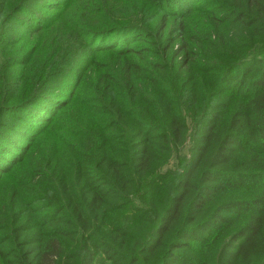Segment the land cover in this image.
<instances>
[{
	"label": "trees",
	"instance_id": "16d2710c",
	"mask_svg": "<svg viewBox=\"0 0 264 264\" xmlns=\"http://www.w3.org/2000/svg\"><path fill=\"white\" fill-rule=\"evenodd\" d=\"M200 1L144 0L143 16L101 30L86 29L84 15L75 20L79 29L72 26L86 31L83 41L71 32L59 36L28 92H18L15 76L3 84L0 174L34 169L31 180L9 186L14 203L25 205L18 192L28 188L41 195L28 205L45 199L40 211L51 212H13L19 225L0 228V264H94L100 255L109 264H264V0H231L227 9L240 13L230 24L240 23L253 46L230 65L204 64L203 73L215 75L204 87L191 79L184 92L177 76L162 81L168 67L160 64L144 76L148 50L135 45L153 36L152 10L161 15V32L178 17L182 41L194 40L181 14ZM58 2L16 0L15 13L43 29L38 7ZM225 42L208 38L205 45L212 53L237 49L232 38ZM185 54L178 68L184 75L193 62L187 55L202 62L196 50ZM86 80H94L88 104L80 102ZM141 80L149 93H141ZM129 85L128 100L112 106L116 89ZM64 160L71 166L59 175L46 172Z\"/></svg>",
	"mask_w": 264,
	"mask_h": 264
},
{
	"label": "rangeland",
	"instance_id": "374dc122",
	"mask_svg": "<svg viewBox=\"0 0 264 264\" xmlns=\"http://www.w3.org/2000/svg\"><path fill=\"white\" fill-rule=\"evenodd\" d=\"M143 3L144 0H59L57 5L46 3L45 5H42L41 8L38 7L37 9V13H39L41 19L45 22L46 27L43 29H40L41 27H35V29L33 28V23L22 18L26 14L20 12L15 13L16 0H0V100L6 98L2 90L3 84L10 81L13 76H15L14 79L16 82L20 84L18 92L25 93L30 90L32 78L37 76L44 68L46 64V54L48 55V50L59 36H65L66 32H71L74 34L76 41L79 38L83 41L86 31L72 29V26L73 28L79 29L75 23L77 18V20L83 19L84 15L88 17L84 18L90 24L86 29H107L113 27L114 23L136 20L134 17L135 15L143 16L141 15L144 13L142 8ZM231 3V0H201L200 3L196 5V8H192L188 12L182 13L181 15L184 16V24L189 32V36L186 38H195L194 40L186 39L185 41H182L183 38L180 37L177 27L178 22L182 21L181 19H178V17L173 18L172 20H175L176 23L173 24L172 28H169L168 31L161 32L159 29L161 28V15H159L160 13H157V11L152 10L151 14H153V17L151 16L152 18L150 20L154 19V21L153 23H148V25L151 27L149 32L153 36L151 37L145 34L135 43L138 47L148 50L146 53L148 54L147 56L149 57L150 65L144 66V68H146V71L143 72L144 76L148 77L154 75L153 68L155 64L167 66L168 69L164 71L165 73H159L162 81L170 80L172 77L177 76L182 90L186 92L185 90H187L191 84V79L193 80L192 84L196 86L200 84L204 87L209 81L208 77L215 76L212 73H208L207 75L203 73L202 69L205 66L204 64L216 62L219 65H230L238 60V58H235L239 53L249 52L253 46V41L249 36L239 34V28L244 30L239 26L240 23L230 24L232 19H236L234 16H238L237 13H240L239 10L233 12L234 10L232 8L227 9L231 6ZM178 4L180 6V3ZM49 6H54L56 9H49ZM166 6L167 4L163 5V8ZM157 14L159 17L155 18L154 16ZM211 15L212 17L215 16L217 20L227 18L229 19V24L216 27V25H214L209 19ZM247 16L249 17L248 20L243 19L244 22H247L246 24L251 22L252 17L251 14H247ZM50 24L53 25L52 29ZM2 29L5 30L4 34L1 33ZM160 34L162 37H160ZM238 35L241 38H239ZM208 38L212 42L217 43L220 47H223L224 43H226L225 41L232 38L233 43L230 44L237 49H233L231 52L218 49V52L212 53L205 45V41ZM196 40L202 42V44H196ZM184 43H186L188 47L186 50L182 47V44ZM165 44H170L171 48L163 54L162 48ZM180 47L182 48V54H177L175 56V51L179 50ZM194 50L198 52V57L202 59V62L196 63L191 54L187 55V57L192 59L193 62L186 68L187 72L186 75H184L183 72H179L178 68L183 64L181 62L182 60L184 61V58L186 57L185 53L188 51L193 52ZM154 51L156 52L155 54L149 53ZM19 61L21 62L19 65L10 69V66L13 65L14 62ZM93 83L94 80H86L85 90L87 93L85 92L82 95V101L79 100L80 102L88 104ZM138 86L141 93H149L147 83L144 82V80H141ZM129 88L130 85L125 88L116 89L119 92L112 95V100L108 99L109 103L112 106L117 107L126 102L128 96L133 93V90H130ZM160 88L163 90L162 87ZM77 91L78 90L75 91L74 96H77ZM201 99V95L195 97V100ZM172 100L173 99H171V101ZM190 100V102L195 101L192 96L190 97ZM189 105L190 103H187V106ZM54 134H56V132H54ZM54 134L49 138L50 141H52L53 138H56ZM47 142L45 143L47 144ZM55 166L58 169L54 167L53 164H50L46 172L59 175L60 169L70 167L71 164L69 160H64L62 166ZM20 168V170L18 169L19 175L11 174L7 177L0 174V213L5 212L2 221L0 218V228L3 226L15 228L19 225L16 223L19 216L15 217L13 212L17 211L20 213V210L21 212L24 210L34 211L36 206H39L38 210L35 212V214H37L44 207L43 204L46 202L45 199H42L34 208L30 207L28 204L32 198H40L38 196L41 195H32L28 188H23L18 192V195H20V199L27 198L25 205L20 201L21 203L16 207V204L18 203H14V200H17V197L15 198L14 195L16 192L13 194V189H10L9 186L18 182L16 181L18 179L31 180L33 176L32 170H34L31 167V169H29L28 166ZM93 170H97V167H94ZM38 182V180L33 181L36 189L42 191L48 190L50 185L46 186L44 184V186L39 187ZM140 194L141 193H138L139 199ZM119 202L121 204H127V201ZM41 212L46 216L51 211L42 210L39 214H41ZM57 216L59 217L61 215ZM94 264L109 263L104 260L102 255H100Z\"/></svg>",
	"mask_w": 264,
	"mask_h": 264
}]
</instances>
